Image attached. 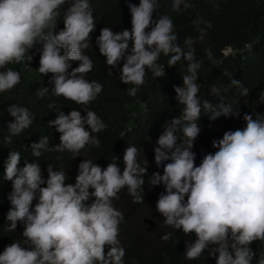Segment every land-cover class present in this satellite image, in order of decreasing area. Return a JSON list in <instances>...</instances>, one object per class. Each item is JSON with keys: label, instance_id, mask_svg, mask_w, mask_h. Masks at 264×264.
<instances>
[{"label": "clouds", "instance_id": "clouds-1", "mask_svg": "<svg viewBox=\"0 0 264 264\" xmlns=\"http://www.w3.org/2000/svg\"><path fill=\"white\" fill-rule=\"evenodd\" d=\"M65 3L66 0H0V69L11 63L19 64L26 57L31 61L30 50L41 45L37 70L44 76L52 74L48 81L54 85L52 94L87 105L103 90L102 84L85 78L93 62L84 51L90 47V34L96 24L89 0H71L63 12L64 28L56 32L61 16L58 9ZM181 5L185 9L192 7L186 0H173L172 10L179 11ZM128 8L131 31L114 33L110 27H103L96 39L109 69L124 60L120 80L136 86L127 89L128 95L136 96L138 86L144 83L146 69L154 77L165 76V66L157 63L161 54L170 57L168 67L182 59L187 62L183 86L174 88L176 100L183 106L181 115L163 125L153 149L155 164L163 167V175L153 173L149 185H163L165 189L158 197L156 210L165 225L182 230L185 235L195 234V242L186 244V259H197L207 249L209 256L216 257V264H252L256 253L249 245L264 241V115L244 114L246 126L226 131L222 139L213 140L212 147L217 151L206 154L196 166L192 149L200 133L196 121L202 109L212 113L211 119L215 120L221 115L239 118V108L234 111L223 99L216 106L207 100L201 102L196 81L203 62L196 61L193 47L196 41L186 37L185 52L168 16L153 21L157 0H140L138 6L129 3ZM205 23L211 27L210 22ZM199 38L203 39V34ZM246 48L251 49V45ZM207 55L212 58L211 50H207ZM72 61L79 62V66L69 72ZM109 74L113 75L111 70ZM20 83L18 71L11 68L0 71V92L10 91ZM233 86L241 88L242 96L249 95L240 80L231 79L228 88ZM48 91L40 88L38 94L43 97ZM211 92L218 94L219 89L212 86ZM259 100L264 103V91L260 92ZM7 111L14 118L8 124L11 135L28 129L35 119L27 108L17 105ZM84 111L86 116H81L78 110L68 115L58 110L57 118L49 121L48 126L60 133V144L50 148L49 137H41L30 145L32 156L38 158L42 152L54 150L68 151L75 159L86 145L99 147L100 141L93 134L103 131L106 125L95 112L87 108ZM137 156V147H126L122 174L117 157L103 169L84 159L78 165L75 183L66 184L68 175L63 169L54 170L47 165L45 180L38 162L25 160V166L18 168L21 154L11 151L3 175L4 180L12 182L7 197L11 205L6 215L10 222L7 230L14 232L17 222L23 223L24 239L5 247L0 264H123L125 249L118 236L124 216L112 201L126 187L134 203H144L143 177L148 162L145 159L141 166ZM34 200L38 202L33 208ZM90 200L92 203H87ZM161 239L169 241L171 233ZM105 246L109 248L107 254ZM257 264H264V254Z\"/></svg>", "mask_w": 264, "mask_h": 264}, {"label": "trees", "instance_id": "trees-1", "mask_svg": "<svg viewBox=\"0 0 264 264\" xmlns=\"http://www.w3.org/2000/svg\"><path fill=\"white\" fill-rule=\"evenodd\" d=\"M140 0H89L93 12L96 28L90 34V47L84 51L93 62L92 70L85 74V78L103 85V90L95 100L87 105L76 104L62 96H54L48 83L52 78L49 73L44 76L38 72L41 45H36L30 50L33 55L31 61L25 60L19 64L11 63L0 71L11 68L18 71L21 83L12 90L0 92V254L6 246L16 241H23L24 225L17 222V229L9 232L10 222L6 220L7 212L11 205L8 195L12 191V182L4 180L5 162L11 151H18L21 160L18 168L29 163L38 162L41 166L42 176L47 179V165H52L54 170L63 169L68 180L66 184L75 183L78 174V165L84 159H90L102 169L117 157V165L123 173V155L127 146L138 149L137 160L144 166L148 162L145 180L144 203H134L127 188L122 189L113 199L114 207L124 216L119 225L120 245L125 249L123 264H216V257L208 255L206 249L199 258L188 260L185 257L186 244L194 243V233L185 235L182 230L167 226L164 218L156 210V203L161 193L165 192L164 186L152 187L148 179L155 172L163 175V167L158 168L154 161V147L158 137L162 134L163 125L173 118H178L182 112V105L176 100L175 87L183 86V75L188 74L187 62L183 59L173 67H168L170 57L161 54L157 63L165 66L164 77H154L146 69L144 83L138 86L135 97L128 95L127 89L136 87L132 84H123L120 80V69L123 67L122 59L116 68L109 69L106 58L99 52L96 39L103 27H110L114 33L125 29L131 31V14L128 4L139 5ZM192 4L185 9L181 5L179 11L172 10L173 0H157L156 11L152 14L153 21L161 16H168L173 22V30L178 36V43L186 52L188 47L184 44L186 37L196 41V61H202V66L197 70V83L200 85L198 98L203 102L207 100L213 106L223 99L225 104H230L234 111L239 108L240 117H225L212 120V113L202 109L196 121L200 133L194 141L192 151L195 153V165L199 166L203 157L208 153H215L212 147L213 140H220L226 131L243 129L246 124L242 117L244 114L264 115V103L259 100V94L264 91V0H186ZM71 3L66 0L58 11L61 16L57 20L56 32L63 30V12ZM199 21V23H194ZM205 22H210L207 27ZM151 29H146L150 31ZM203 34V39L199 37ZM251 45V49L246 48ZM132 43L129 44L131 49ZM207 50H211L212 58L209 59ZM230 50L229 54H225ZM72 69L79 66V62L72 61ZM109 70L113 75L109 74ZM231 79L240 80L244 88L249 90L248 96L241 95V88L231 87ZM212 86L219 89L218 94L211 92ZM40 88L49 91L43 97L38 94ZM227 89V91H226ZM17 105L27 108L35 117L28 129L18 135H11L8 124L14 121L7 109ZM49 105H52L50 108ZM87 108L96 113L103 121L106 128L93 135L97 136L100 146L86 145L74 159L68 151L57 152L49 150L42 152L40 157L31 154L32 143H37L41 137H49V147L54 148L60 144V133L55 128L48 126L49 121H54L58 110L65 115L73 110H78L81 116H86ZM255 118V116H253ZM11 135V142L8 137ZM183 139L182 133L179 134ZM179 142V141H178ZM27 147V151L25 148ZM46 185H41L44 187ZM93 191L90 189V192ZM38 195V194H37ZM187 197H185V200ZM33 201V208L37 203ZM87 203H92V200ZM145 219V222L143 221ZM149 220V221H148ZM150 222V223H148ZM145 227V230H144ZM171 233L169 241L161 237ZM256 253L252 264H257L258 259L264 254V241H254L249 245ZM109 250L105 246V254ZM218 257V253L216 254Z\"/></svg>", "mask_w": 264, "mask_h": 264}, {"label": "rangeland", "instance_id": "rangeland-1", "mask_svg": "<svg viewBox=\"0 0 264 264\" xmlns=\"http://www.w3.org/2000/svg\"><path fill=\"white\" fill-rule=\"evenodd\" d=\"M230 50H226V53L227 54H229L228 52H229ZM143 221L145 222V219H143ZM149 221V220H148ZM148 223H150V222H148ZM144 230H145V227H144Z\"/></svg>", "mask_w": 264, "mask_h": 264}]
</instances>
